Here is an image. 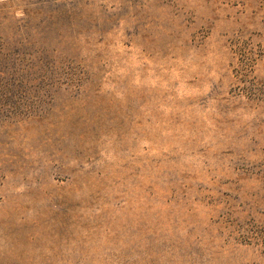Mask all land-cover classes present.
I'll use <instances>...</instances> for the list:
<instances>
[{"label":"rangeland","instance_id":"rangeland-1","mask_svg":"<svg viewBox=\"0 0 264 264\" xmlns=\"http://www.w3.org/2000/svg\"><path fill=\"white\" fill-rule=\"evenodd\" d=\"M0 264H264V0H0Z\"/></svg>","mask_w":264,"mask_h":264}]
</instances>
